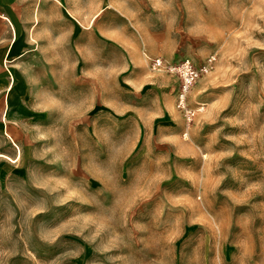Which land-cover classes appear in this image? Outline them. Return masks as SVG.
Masks as SVG:
<instances>
[{
	"label": "rangeland",
	"instance_id": "rangeland-1",
	"mask_svg": "<svg viewBox=\"0 0 264 264\" xmlns=\"http://www.w3.org/2000/svg\"><path fill=\"white\" fill-rule=\"evenodd\" d=\"M6 1L0 264H264V0Z\"/></svg>",
	"mask_w": 264,
	"mask_h": 264
},
{
	"label": "built area",
	"instance_id": "built-area-1",
	"mask_svg": "<svg viewBox=\"0 0 264 264\" xmlns=\"http://www.w3.org/2000/svg\"><path fill=\"white\" fill-rule=\"evenodd\" d=\"M214 59V56L210 54L199 64L194 63L192 59L187 57L177 62L165 61L160 57L152 60L153 66L168 70L170 73L177 76L178 89L175 95V107L180 110L188 120L195 114L194 110L187 104L188 92L196 79L212 68Z\"/></svg>",
	"mask_w": 264,
	"mask_h": 264
},
{
	"label": "crops",
	"instance_id": "crops-1",
	"mask_svg": "<svg viewBox=\"0 0 264 264\" xmlns=\"http://www.w3.org/2000/svg\"><path fill=\"white\" fill-rule=\"evenodd\" d=\"M4 2H6V0H3ZM5 8H6V5L4 6ZM1 14V13H0ZM1 16V15H0ZM2 16L4 17V19H6V17H8V15H6L5 13H2ZM1 16V17H2ZM6 20H9V18L8 19H6Z\"/></svg>",
	"mask_w": 264,
	"mask_h": 264
},
{
	"label": "bare ground",
	"instance_id": "bare-ground-1",
	"mask_svg": "<svg viewBox=\"0 0 264 264\" xmlns=\"http://www.w3.org/2000/svg\"><path fill=\"white\" fill-rule=\"evenodd\" d=\"M7 2V1H6ZM2 16V14H0ZM3 17V16H2ZM4 18V17H3Z\"/></svg>",
	"mask_w": 264,
	"mask_h": 264
}]
</instances>
